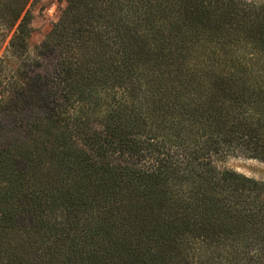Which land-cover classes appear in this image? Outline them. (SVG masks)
Returning <instances> with one entry per match:
<instances>
[{
    "label": "trees",
    "instance_id": "16d2710c",
    "mask_svg": "<svg viewBox=\"0 0 264 264\" xmlns=\"http://www.w3.org/2000/svg\"><path fill=\"white\" fill-rule=\"evenodd\" d=\"M29 1L0 0V264L260 258L264 182L216 164L264 156V49L248 40L245 68L225 30L193 25L249 4L65 0L32 60ZM243 72L256 91L227 95Z\"/></svg>",
    "mask_w": 264,
    "mask_h": 264
},
{
    "label": "rangeland",
    "instance_id": "374dc122",
    "mask_svg": "<svg viewBox=\"0 0 264 264\" xmlns=\"http://www.w3.org/2000/svg\"><path fill=\"white\" fill-rule=\"evenodd\" d=\"M242 1L249 5L245 7L239 6L236 10L231 8L227 9L224 14H221V11L216 12L215 14L207 13L205 16L202 15L194 19L193 25L198 28L205 27V30L207 31H217L219 29L225 30L224 35H227V40L231 41L228 46L229 50L237 55V57L243 62L245 68L253 69L251 63L257 58L258 48L253 45L254 43L251 44L248 40L256 43H259L260 41L261 45H259L264 49V0ZM7 2L8 0H3L4 5ZM10 5L11 4H8V6L4 8L9 9ZM67 5L68 4L65 0L29 1L27 8L31 11L32 19L29 23L28 35L26 36L24 45L26 44L27 54L32 60L38 59L36 56V48L51 35V32L56 23H58L62 17ZM15 28L9 33L5 41H3L5 34H0V57L2 54L6 53L5 50L9 47V44L14 37ZM21 53L22 52H20V54ZM39 61H42V59H39ZM214 61L213 64L215 68L221 70L220 63L216 59H214ZM20 65L21 60H18L13 66L14 68H18ZM219 69L217 72L220 71ZM224 74H227V72H224ZM248 77L249 75L243 72L237 81H230L225 88L227 95H230L232 91L237 96H248L249 91H256L254 88L249 90L248 87L250 82ZM249 126L254 128L255 125L250 124ZM250 127L246 129L244 128L240 131V133H242L241 141H245V139L248 138L249 133H251V131H248ZM239 150L241 151L224 155L220 161H218L216 167L220 171H233L264 182V156L257 157L256 155L258 154L246 151L244 147ZM204 242H206V240H204ZM183 243L187 247V242ZM226 245L230 246L229 243H226ZM189 248L191 247H188L187 249ZM219 264H264V252L261 254L260 258L255 259V261H250L249 257L243 255L235 256L230 254L228 250L226 251V255H223V258L221 257L219 259Z\"/></svg>",
    "mask_w": 264,
    "mask_h": 264
}]
</instances>
